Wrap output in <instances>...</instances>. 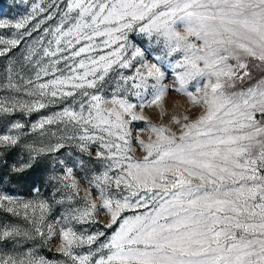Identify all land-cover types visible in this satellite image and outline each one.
<instances>
[{"label":"snow or ice","instance_id":"obj_1","mask_svg":"<svg viewBox=\"0 0 264 264\" xmlns=\"http://www.w3.org/2000/svg\"><path fill=\"white\" fill-rule=\"evenodd\" d=\"M38 7L33 4V9ZM40 11L47 15L30 31L7 41L0 38V44L10 45L0 48V56L40 32L41 24L55 20L36 41L42 56L32 46L21 57L26 62L22 68L30 65L37 80L52 74L53 79L38 85L39 96L50 95L53 104L72 97L80 110L64 107L33 124L32 130L67 120L80 125L83 134L67 135L47 146L27 145V159L14 163L11 173L28 183L37 197L45 179L42 166L51 170L47 180L55 182L53 197L72 189L67 199H75L81 181L89 191L83 206L48 223L47 233L42 227L44 213L51 209L47 199L17 201L0 192V208L5 202L14 204L6 209L14 215L23 208L25 219L31 213L33 225V232L0 226V245L35 236L47 242L58 235L59 251L75 264H264V0H48ZM33 19L35 15L23 17L14 26L23 29ZM8 23L0 21V28ZM130 33L163 44L164 55L149 63ZM174 53L181 58L168 62L169 66L184 71L176 74V83L167 85L162 69L165 57ZM82 55L86 59H77ZM44 58H55L53 65L63 61V69L49 67ZM114 66L136 68L135 75L120 79L132 80L133 88L150 87L151 99L137 91L139 103L129 102L123 95L127 89L118 82L113 89L117 94L100 95ZM56 72L61 75L55 76ZM150 79L156 82L149 84ZM173 90L188 96L202 114L194 120L184 116L182 125L173 116L169 123L181 125L178 136L169 134L167 126L149 125L155 139L137 140L146 155L134 160L127 125L146 118L133 109L162 107L165 94ZM20 106L32 111L47 105L37 100ZM15 108L0 103V115ZM24 128L20 122H3L0 157L20 143ZM89 128L122 143H101L105 151H97L93 160L89 142L104 137L90 134ZM66 142L75 143L80 155L62 154ZM96 163H103L102 172L95 170ZM78 173H83L79 179ZM140 208L147 211L132 218L122 216ZM102 216L103 228L90 232L78 231L70 222L94 226ZM117 224L109 236L104 229ZM85 244L86 254L74 251ZM0 264L49 261L30 251L21 256L0 252Z\"/></svg>","mask_w":264,"mask_h":264},{"label":"rangeland","instance_id":"obj_2","mask_svg":"<svg viewBox=\"0 0 264 264\" xmlns=\"http://www.w3.org/2000/svg\"><path fill=\"white\" fill-rule=\"evenodd\" d=\"M33 4L39 5L38 8L33 9ZM48 0H0V21L7 20L9 23L6 27L0 28V38H4L5 41L16 38L20 33L25 31H30L32 26L37 24L38 21L43 20L47 15V12H41L40 8L46 7ZM35 15V19L30 20V22L23 29L15 28V23L21 20L23 17ZM55 20L47 21L40 25V32H33L31 37H25L21 46L17 49L14 48L12 52L6 54L5 56H0V103L5 104L8 107H12L13 104L16 105L15 111L11 114L0 115V126L3 125L4 121L20 122L25 125V128L22 130L23 135L20 137V143L11 149L4 150L2 158L5 163L0 164V175L3 177V184H0V192H3L8 195H13L17 201H29L36 199H47L51 204L50 211L44 213L45 223L42 225L44 231L47 233V224L53 223L55 220H60L63 215H66L70 209L73 207H82L83 203L87 199V192L89 191L87 185L81 181L79 186V195L72 200L67 199V196L71 195L75 190L68 189L62 190L61 193L53 197L52 193L55 188V182L50 184L47 180V175L50 174L51 170L46 166H42V171L44 172L45 179L43 186L41 188V194L39 197L31 191L30 185L24 181L18 179L11 173V166L14 163H18L21 160L27 159V145H34L36 147L47 146L53 144L57 139L67 136V135H81L83 134L80 128V125H75L69 123L67 120L63 122L57 121L54 124H45L43 129L32 130V125L39 122L42 118H47L52 116L54 113L60 112L64 107H70L76 111H79V106L74 102L72 97L64 98L62 101L56 103H50L52 98L49 96L41 97L39 96V87L38 85L45 81H50L54 78L52 74L47 76H42L40 80L35 78V73L32 71L30 65H26L22 68V65H25L21 57L27 52L29 48L35 46L39 56H42L40 52V45L36 41L40 38L42 30L45 27L55 24ZM132 40L136 43L137 47H141L145 51L146 59L149 63L156 62L155 57L163 56V44L157 45L155 40L149 42L147 37H142L137 34H131ZM47 39H52V37H47ZM104 39V38H99ZM47 47V44L44 45ZM10 47L7 43L0 44V48ZM53 47H55L53 45ZM105 52L111 51V49H105ZM103 54V53H100ZM88 55H97V53H90ZM181 58L179 53H174L170 57H165V64L163 66V71L166 73V79L163 83L167 85H172L177 82V73L183 72V68H175L169 66L168 62L175 63ZM55 58H44L43 62L49 67H59L63 69L64 62L62 61L59 65H53L52 60ZM77 59H86L85 55ZM139 65L137 64V67ZM65 73L67 70L64 69ZM136 73V68H119L114 66V70H111L106 77L107 83L105 84L104 91L99 93L104 97L110 98L114 93L113 89L118 82L123 89H127L124 92V98L128 99L129 102L138 104L139 98L135 95L137 91L141 92L146 100L151 99L152 89L149 87L147 90L144 88H133L132 80H128L125 83L120 79V76H133ZM60 72H56L55 76H60ZM32 79L33 84H28L27 80ZM155 80H149V84L155 83ZM136 83H139L137 80ZM178 86V83H177ZM89 92L94 90L86 89ZM194 90V89H193ZM29 92H32L33 95H28ZM77 100L80 97L76 98ZM37 100L45 103L47 106L44 108L36 109L29 111L27 107H21V103L25 105L34 104ZM162 107L158 106H146L143 109L137 107L133 109V112L137 115H142L145 120L131 121V117H125V119L130 120L131 122L127 125V128L132 132V141L131 147L132 152L130 155L134 160H142L143 156L146 155V152L142 149L141 145L138 144L137 140H143L144 143H149L155 139V134L149 131V125L153 126H167L169 128V134L175 133L177 136L180 134V127L184 123L183 117L188 116L190 119L194 120L202 114V110L198 105H194L190 102V98L186 95L175 92H167L165 97L161 101ZM106 107H110L107 105ZM163 109H166L167 114H164ZM175 116L181 121V125L171 124L169 121ZM143 129V131H140ZM89 133L100 137L103 136L104 140L101 141L96 139L94 143L89 142V148L93 153L92 159L95 160V153L97 151H105L101 148V143H105L108 140H112L117 143H122L117 141L115 136H108L106 132H101L99 129L89 128ZM62 154L64 155H80L78 149L76 148L75 143L66 142V146L62 149ZM95 170L102 172L104 170L103 163H96ZM83 173H78V179L82 176ZM115 191V189H113ZM93 193L96 192V189H91ZM124 194H128L125 192ZM143 194V193H141ZM93 199L95 197L93 196ZM61 200L62 202L56 203L55 201ZM7 207H16L14 204H8L5 202V207L0 208V226L11 225L19 228L22 232H33V225L29 223L31 218V213H29V219H25L23 215V208H17V211L20 212V215H14L13 213L8 212ZM147 211V209L140 208L136 210H129L122 213V216H127L129 218L134 217L137 214H141ZM39 216V212H37ZM105 217H100L101 223L94 226L81 225L75 221H70L72 226L76 230L83 231H95L97 229L103 228L102 221ZM118 227L113 225L112 229H104L107 234L110 236L113 231ZM59 229L57 228V232ZM34 234V233H33ZM103 239V238H102ZM61 240L57 235L52 240L45 242L39 236H35L34 239H22V242L15 244L12 242L5 243L0 245V252H3L12 256H21L25 252L30 251L32 254L37 257H44L49 264H75V262L59 251V245ZM92 248L98 247V245H92ZM89 250L87 244L74 249L75 252L80 254H86Z\"/></svg>","mask_w":264,"mask_h":264}]
</instances>
